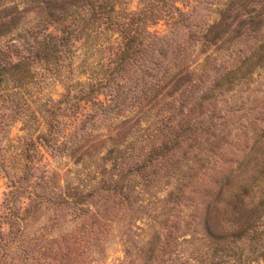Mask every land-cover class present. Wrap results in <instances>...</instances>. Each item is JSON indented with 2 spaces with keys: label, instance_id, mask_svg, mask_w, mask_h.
<instances>
[{
  "label": "trees",
  "instance_id": "16d2710c",
  "mask_svg": "<svg viewBox=\"0 0 264 264\" xmlns=\"http://www.w3.org/2000/svg\"><path fill=\"white\" fill-rule=\"evenodd\" d=\"M80 1L86 9L79 10L85 16L77 20L91 24L82 25L79 29H66V16L61 13L57 19L63 22L61 33L64 34L60 41L76 40L75 36L81 29L93 24L101 31L116 34L118 38L115 44L106 43L109 55L97 71L84 72L82 80H70L69 86L62 87L60 99L42 111H36L37 107L33 109L26 104L19 105V92L15 88L4 89L2 83L5 78L0 74V107L7 109L10 120L15 115L20 116L22 110L24 116H33L35 122L36 115L40 114L37 119L41 124L35 135L36 127L31 130L30 127H21L23 139L20 153L17 154L19 158L11 162L17 163L19 168L17 173L8 177L13 187L0 211V251L3 252L0 264H86L91 249L102 243L101 233L111 216L114 219L121 210L132 212L130 196L134 189L141 192L145 190L149 194L156 174L155 167L160 163L168 164L163 176L174 182L166 192L165 200L171 203L188 200L183 188L185 180L192 174L186 175L179 161L173 159L174 149H182L184 140L197 139L193 133H210L214 141L213 150L205 151H210L219 162L225 161L218 144L224 142L233 129L244 139L250 137L251 142L244 144L241 155L231 161L233 166L217 171L216 189L208 195V202H205L200 231L193 227L189 237L182 238L188 251L181 264H264V105H246L245 99L237 105L231 94L233 90L250 84L253 77L264 73V0H228L218 3L216 18L210 25L202 26L203 29H197V25L186 27L187 38L196 43L198 40L202 47H213L212 53L216 55L211 57L206 54L203 57V65L210 64L215 75L207 84H203L204 79L200 80L198 96H194L197 85H191L188 74L169 70L164 65L162 47L167 46L166 41L151 34L149 36L143 28L146 16L151 15L135 11L120 13L109 0ZM76 10L72 9L71 12ZM174 10L177 9L174 7ZM181 14L184 13L178 11L176 15L182 17ZM46 16H52V12L48 11ZM187 43L184 41L176 44L171 50L174 54L171 64L177 69L186 60L183 55L190 46ZM10 60L8 57L2 64L7 65L9 70L17 67V60ZM175 60L177 63H173ZM169 84L170 90L166 91L165 96L170 99L168 103L171 107L167 109L176 111L177 120L168 121L169 117H162L157 111L151 116H145V111L137 110L140 106L146 108L149 105L152 108L157 95ZM190 87L194 89L190 90ZM99 95L109 98L101 100ZM215 99L221 101L222 107L216 113L211 112L206 116L205 123L197 119V115L188 118L182 115L181 107L184 103L189 102V111L198 109L199 115L206 104H211L213 109ZM83 104L90 113L76 119L75 129L71 134H66L68 145L58 144L54 146L55 150L73 155L80 151L82 144L90 140L87 138L91 136V131L98 127L95 121L104 117L122 119L134 110L144 118L140 119L143 126L153 119L155 122L152 123L159 124L155 130L161 134V138H154L147 131L150 126L146 124L142 129L134 130L129 142L111 139L99 157L105 165L100 167L97 176L92 177L89 183L55 186L51 182V171L41 166L36 148L40 144H55L58 137L62 138V118H76ZM98 116L102 117L98 120ZM214 117L216 122L213 123ZM89 120L92 122L86 126ZM255 122L261 123V126L255 125ZM231 125L235 127L231 129ZM214 127L216 132L213 134ZM200 145L198 141V150L202 149ZM191 146L188 143L186 147ZM128 150L132 154H126ZM205 151L198 157L192 155V160L200 167L197 172L201 175L209 169L206 164L211 160ZM126 158H130V161L127 162ZM76 160L82 161L81 157ZM193 166L186 165L185 168L192 170ZM21 188L27 194L28 204L17 205L16 193ZM39 209H45L51 215L50 220L56 219L65 209L81 212L79 217L74 218L76 223L66 232H60L54 226V232L59 237L56 243L53 237L43 238L42 234L38 235V228L27 229V220ZM219 214L221 219L217 217ZM163 225L158 227L160 231L156 240L162 236L163 239L169 238L170 242L173 237L160 233L164 230ZM149 240L153 244L148 239L145 246ZM164 251L155 252L153 247L148 246L138 256L136 264H160L167 260L173 264L175 258L169 259L170 252L167 258H158L157 254H165ZM92 261L97 262L96 258H92Z\"/></svg>",
  "mask_w": 264,
  "mask_h": 264
},
{
  "label": "rangeland",
  "instance_id": "374dc122",
  "mask_svg": "<svg viewBox=\"0 0 264 264\" xmlns=\"http://www.w3.org/2000/svg\"><path fill=\"white\" fill-rule=\"evenodd\" d=\"M109 1L114 4V9H119L118 12L120 13L135 11L151 15L146 16V23L143 28L149 33V36L151 34L166 41L167 46L162 47L165 58L164 65L169 67V70L181 71L182 74L186 73L190 76L191 85H197V93L195 92L194 96L199 95L200 80H205L203 84L213 80L214 69L210 64L203 65L204 55L216 56L215 53H212L213 47L209 45L202 47L198 40L196 43L191 38H187L186 27L197 25V29H203L210 25L216 18V5L228 0ZM174 7L177 10H174ZM72 9H77V12H71ZM79 9H86L80 0H38L33 2L30 0H0V74L5 78L2 86L8 90L15 88L19 92L18 95L21 96L19 105L20 103L21 105L26 104L33 109L37 107L36 111H42L50 103H56L60 99V94L63 92L62 87L69 86L70 80L73 81L75 78L82 80L84 72L97 71L99 65L108 57L109 52L106 51L107 46L105 45L106 43L115 44L118 37L112 31H101V29L95 28L94 24L86 27V29L83 28L84 30L81 29L80 33L75 36L76 40L60 41L61 35L64 34L61 33L63 22L57 21V19L61 13L66 16L64 24L66 29H79L82 25L91 24L77 20L80 16H85L84 12ZM48 11L52 12V16H46ZM178 11L184 13L181 14L182 17L176 15ZM184 41H187L190 46L183 55L186 60L182 61L181 67L177 69L171 64L174 55L171 50L174 45ZM34 53L35 56H33ZM8 57L12 61L17 60V67L9 70L6 68L7 65H2ZM173 63H177V61L175 60ZM169 86L171 84L163 88V91L157 95L153 101L155 105L152 108L149 105L146 108L140 106L137 110L145 111V116H151L157 111V114L162 117H169L168 121L177 120L176 111H168L167 109L171 107L168 103L170 99L165 96L166 91L170 90ZM189 89L193 90L194 87ZM231 94L234 95L237 105L244 99L247 100L245 104L264 105V73L253 77L250 84L233 90ZM98 98L103 100L108 99L109 96L99 95ZM166 103L168 104L165 105ZM213 106L212 109L211 104L204 105L201 114L198 115L200 113L198 109L195 111L187 110L189 108V102H187L181 107L182 115H186L185 118L197 115V119L205 123L206 116L211 112L216 113L222 107L221 101L215 99ZM137 110L117 120L113 117H104L99 120L102 116H98L99 121H95V125L98 127L91 131V136L87 138L90 140L86 144H82L80 151L73 155H68L67 151L61 153L55 150L54 146L63 143L68 145L69 139L66 134L69 135L73 132L77 123L76 119L82 118L84 114H89L90 111L83 104L78 109L76 118L64 116L60 126V133H63V137H58L55 144L48 146L40 144L36 148L41 166L52 173L50 175L51 182L60 187L64 184L73 186L79 183H89L92 177L97 176L100 167L105 165L102 160H99V157L103 153V149L109 146V141L113 139V141L129 142L134 130L136 128L142 129L146 124L150 126L147 131L153 134L154 138L160 139L161 134L155 130L159 124L152 123L155 122L153 119L143 126V122L140 120L143 117ZM7 113V109L0 107V211L4 208L5 198L13 187H11L8 177L17 173L19 168L17 163L11 162L19 158L17 154L20 153L21 140L23 139H21L23 136L21 127H30V130L36 127L33 135L41 128L37 119L40 114L36 115L37 121L35 122L33 116H24L22 110L20 116H13V120H10ZM18 118L20 120H15ZM208 120L210 121V119ZM91 122L92 120H89L85 125L88 126ZM212 122H216L215 117ZM255 125L261 126V123L255 122ZM234 127L235 125H231V129ZM215 132L214 127L213 134ZM227 132L229 131H225V133ZM202 133H193V137L197 139L193 141L184 140L181 144L182 149H174L173 159L179 161L178 164L181 165L182 171L186 175L192 174L190 178L185 180V187L183 188V193L188 200L174 203L165 200V194L174 182L173 179L166 180V177L163 176V171L168 167V164L160 163L155 167L156 174L149 194L147 195L145 190L141 192L134 189L130 196L132 212L121 210L114 219L111 216V220L105 223V228L101 233L102 243L99 241L100 245L91 249L92 251L89 252L90 259L87 260L86 264H131V262L136 264L138 256L148 246L153 247L155 252L165 249V254H157L158 258L164 259L170 255L169 259L175 258L173 264H181L184 261L188 250L182 243V238H188L193 227L200 231L205 202H208V195H211L216 189L217 171H224L233 166L231 161L241 155L244 144L251 142L250 137L244 139L233 129L225 137L224 142L218 144L225 160L219 162L210 151H205L206 149L213 150V137L209 136L210 133ZM198 141L201 142L200 147L202 149L200 150L196 147ZM242 141H244L243 144ZM188 143L192 144L190 148L186 147ZM203 151L211 156V160L206 164L209 169L205 170L204 175H201L197 172L200 167L194 163L192 155L198 157ZM126 154H132V152L129 153L128 150ZM77 157H81L82 161L77 162ZM125 160L129 162L130 158ZM82 162L84 164H81ZM186 165L194 166L193 169L191 168L192 170H189L185 168ZM25 193L22 188L16 193L17 205L28 204ZM44 210L39 209L34 216L27 220V229L38 228V235L42 234L43 238L53 237L57 240L56 243H58L59 237L54 232V226L60 232H66L76 223L77 220L74 218L79 217L78 214L81 212L65 209L59 213L54 221L50 220L51 215ZM217 217L221 219L220 214ZM53 223L55 224L53 225ZM161 224H164V230L160 233L161 235L167 233L170 238L173 237L170 242L169 238L163 239L162 236L156 240L160 231L158 227ZM5 232L7 231L5 230ZM38 238L42 237L38 236ZM148 239H151L153 244H150L149 240V244L145 246ZM2 253L0 251V257ZM92 258H96L97 262H93ZM160 264H171V261H163Z\"/></svg>",
  "mask_w": 264,
  "mask_h": 264
}]
</instances>
